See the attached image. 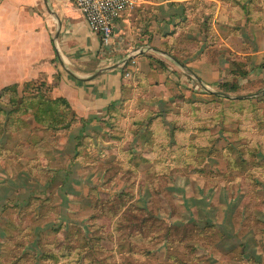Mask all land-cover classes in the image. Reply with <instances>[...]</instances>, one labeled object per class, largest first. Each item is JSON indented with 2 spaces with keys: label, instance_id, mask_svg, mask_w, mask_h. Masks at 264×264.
Returning <instances> with one entry per match:
<instances>
[{
  "label": "rangeland",
  "instance_id": "1",
  "mask_svg": "<svg viewBox=\"0 0 264 264\" xmlns=\"http://www.w3.org/2000/svg\"><path fill=\"white\" fill-rule=\"evenodd\" d=\"M145 84L88 119L0 90V264H264V98Z\"/></svg>",
  "mask_w": 264,
  "mask_h": 264
},
{
  "label": "crops",
  "instance_id": "2",
  "mask_svg": "<svg viewBox=\"0 0 264 264\" xmlns=\"http://www.w3.org/2000/svg\"><path fill=\"white\" fill-rule=\"evenodd\" d=\"M47 2L0 0V90L46 79L81 119L128 105L147 82L158 93L179 92L180 83L264 98V0H139L109 46L74 0ZM182 27L187 44L178 41ZM131 69L140 83L129 81Z\"/></svg>",
  "mask_w": 264,
  "mask_h": 264
},
{
  "label": "built area",
  "instance_id": "3",
  "mask_svg": "<svg viewBox=\"0 0 264 264\" xmlns=\"http://www.w3.org/2000/svg\"><path fill=\"white\" fill-rule=\"evenodd\" d=\"M90 29L97 33L102 43L109 46L113 40L117 20L133 10L139 0H74Z\"/></svg>",
  "mask_w": 264,
  "mask_h": 264
},
{
  "label": "trees",
  "instance_id": "4",
  "mask_svg": "<svg viewBox=\"0 0 264 264\" xmlns=\"http://www.w3.org/2000/svg\"><path fill=\"white\" fill-rule=\"evenodd\" d=\"M57 60V62H58V64H59V66H61V63H60V60H59V58L58 59H56ZM62 67V66H61ZM18 87L19 85L18 84H15V85H11V86H8V87H6V88H10V87ZM217 95H219V94H217ZM222 96V95H221ZM60 100H62V102L63 103H65L68 107H70V104L68 103V101L66 100V99H60ZM71 108V107H70Z\"/></svg>",
  "mask_w": 264,
  "mask_h": 264
},
{
  "label": "water",
  "instance_id": "5",
  "mask_svg": "<svg viewBox=\"0 0 264 264\" xmlns=\"http://www.w3.org/2000/svg\"><path fill=\"white\" fill-rule=\"evenodd\" d=\"M46 2H47V0H46ZM47 3H48V2H47ZM49 10H50V8H49ZM58 58H59V60H60V63H61V66L63 67V69H64L65 71H68V70L66 69V67H65L64 62L60 59L59 56H58Z\"/></svg>",
  "mask_w": 264,
  "mask_h": 264
}]
</instances>
